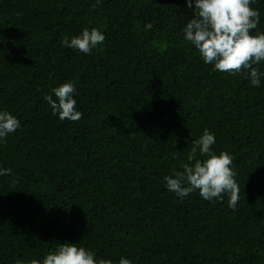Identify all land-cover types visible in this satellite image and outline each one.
I'll return each mask as SVG.
<instances>
[{"label":"trees","instance_id":"1","mask_svg":"<svg viewBox=\"0 0 264 264\" xmlns=\"http://www.w3.org/2000/svg\"><path fill=\"white\" fill-rule=\"evenodd\" d=\"M96 5L95 8L93 6ZM264 33V0H255ZM186 0H0V111L21 127L0 142V264L43 261L58 243L132 264H264V77L213 71L184 39ZM90 54L61 41L84 29ZM264 72V63L256 65ZM72 81L83 116L53 115L46 95ZM208 129L234 157L240 199L164 177L183 171ZM197 159L205 157L197 152Z\"/></svg>","mask_w":264,"mask_h":264},{"label":"clouds","instance_id":"2","mask_svg":"<svg viewBox=\"0 0 264 264\" xmlns=\"http://www.w3.org/2000/svg\"><path fill=\"white\" fill-rule=\"evenodd\" d=\"M187 7L195 5L193 17L183 28L184 39L198 50L205 64L214 65L213 71L232 76L243 73L253 87L261 84L264 72L256 65L264 63V33L253 30L258 28L260 12L252 8L255 0H186ZM101 0H96L99 5ZM96 5L93 6L95 8ZM105 40V35L97 28L84 29L80 35L69 41L64 37L63 47L90 54ZM76 85L67 81L51 89L52 95H46L53 115L61 121L67 119L77 122L82 112L77 111L74 99ZM21 127V121L9 111H0V142L15 133ZM216 138L205 129L199 139L193 142L187 160L192 163L182 165L183 171L166 175L164 180L169 192L181 201L194 191L207 201L223 200L228 197V207L235 210L240 199V187L237 182L234 157L227 151L217 155L212 146ZM197 152L203 160L197 159ZM11 169L0 168V176L11 175ZM16 264H21L17 260ZM30 264H41L33 259ZM42 264H113L111 259L97 260L95 253L76 243H58L55 250L48 252ZM119 264H132L130 259L120 258Z\"/></svg>","mask_w":264,"mask_h":264}]
</instances>
